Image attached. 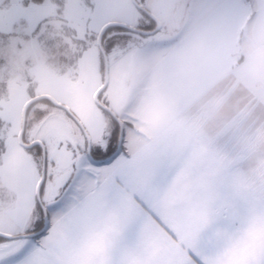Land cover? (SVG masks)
Instances as JSON below:
<instances>
[{
  "label": "crops",
  "instance_id": "crops-1",
  "mask_svg": "<svg viewBox=\"0 0 264 264\" xmlns=\"http://www.w3.org/2000/svg\"><path fill=\"white\" fill-rule=\"evenodd\" d=\"M178 25L172 42L121 56L134 64L127 96L109 79L102 103L125 123L116 159L93 164L59 126L36 139L65 167L42 189L46 246L3 238L0 264H264V0H186ZM84 125L95 157L111 150L116 124ZM36 188L24 224L0 232L44 224Z\"/></svg>",
  "mask_w": 264,
  "mask_h": 264
},
{
  "label": "rangeland",
  "instance_id": "rangeland-1",
  "mask_svg": "<svg viewBox=\"0 0 264 264\" xmlns=\"http://www.w3.org/2000/svg\"><path fill=\"white\" fill-rule=\"evenodd\" d=\"M97 2L98 0H0V228L2 229H15L20 224H24L27 203L32 199L33 189L37 187L41 178V159L37 153L39 149L37 146L26 149L18 141L23 108L32 95H52L60 103L70 107L84 124H115L94 100V94L103 80L101 55L97 45L98 34L102 26L108 22L117 21L136 26L144 22V18L131 0H125L129 8L127 18L119 20L110 18L101 24L94 18ZM138 2L158 17L163 28L148 36L126 29H115L110 33V42H107L108 47L111 48L108 55L110 83L113 85L116 77L121 78V91L126 96L132 87L134 64L130 55L125 62L120 60L121 56L136 43H146L151 39L164 42L175 40L179 33L178 19L184 0H138ZM189 3L191 10L193 1ZM54 38L57 41L52 43V47L50 46L51 51L54 52L53 48L57 52L63 50V56L60 52L57 57L58 60L62 59V63L57 62L63 71L61 74L49 66L53 59L54 62L57 60L44 47H48V43L51 44ZM124 48L128 49L124 50ZM81 51V66L77 65V69L68 66L69 61L73 57L76 58V53ZM118 59L121 73L116 71ZM109 89L108 87L107 91ZM101 101H105V98L103 97ZM114 111L121 113L118 108H114ZM51 125L59 126L60 130L56 136L62 143L73 145L76 141H81L78 144L86 147L85 138L78 124L65 110L45 100L37 101L32 105L27 120L25 142L30 143L38 137H46L45 130L50 129ZM115 130L112 133L111 150L117 140L118 129ZM68 133L70 135H67ZM48 150L43 192L50 184L61 180L60 176H53L55 172L65 171L64 165L57 168L51 165V155ZM22 235L26 234L14 237L20 238ZM3 240L0 238V241ZM20 240L14 239L8 242ZM5 256V254L0 256V261L5 259Z\"/></svg>",
  "mask_w": 264,
  "mask_h": 264
},
{
  "label": "water",
  "instance_id": "water-1",
  "mask_svg": "<svg viewBox=\"0 0 264 264\" xmlns=\"http://www.w3.org/2000/svg\"><path fill=\"white\" fill-rule=\"evenodd\" d=\"M132 3L134 4L135 7H137V9H139L140 11L144 12L145 14H147L152 20L155 21L156 26L154 29L152 30H144V29H139L135 26H131L128 25L126 23L123 22H117V21H112V22H108L106 24H104L98 34V38H97V45L99 47V50L104 58V64H105V70H104V80L103 83L101 84V86L96 90L95 94H94V100L96 102V104L103 109L104 111L108 112L113 118L114 120L118 123L119 125V138H118V143H117V148L116 150L109 155L106 158L103 159H97L94 156L93 153V146H92V138L87 130V128L85 127L84 123L82 122V120H80V118L70 109V107H68L67 105H64L62 103H60L55 97H53L52 95H39V96H35L30 98L24 105L23 108V112H22V124H21V129L19 131L18 134V141L20 143L21 146H23L26 149H32L36 146H39L42 149V170H41V178L37 184V188H36V196H37V200L38 203L43 211V217L45 219V216H47V221H48V225H49V214H48V210L47 207L45 206L43 199H42V187L44 184V181L46 179V168H47V148L46 145L44 144V142H42L41 140H34L30 143H26L25 139H24V134H25V130H26V121H27V114L29 111V108L36 103L37 101H41V100H48L50 102H52L55 106L65 110L69 116H71V118L78 124V126L80 127V129L82 130L86 141H87V147H86V151H87V156L89 158V160L96 165H105L108 164L110 162H112L114 159H116L122 152V145H123V141H124V127H125V123L123 122V120L117 115V113L110 108L109 106L103 104L100 100V96L101 94L106 90L108 84H109V79H110V61H109V56L107 54L106 49L104 48L103 45V40H104V36L106 34V32L112 28L110 27V25H116V24H120L123 25L120 28L132 31L134 33H139L141 35L144 36H148V35H153L157 32H159L160 30H162L163 24L162 22L158 19V17L153 14L152 12H150L146 7H144L143 5H141L138 0H131ZM184 10H185V5L182 8V15L184 14ZM182 20V18H180ZM105 29H107L105 31ZM44 225V224H43ZM43 229V227L38 230L37 232L31 233V234H26V235H22L20 238H32L35 237L36 233L41 232ZM0 238H4V239H14L15 237L13 235L4 233V232H0Z\"/></svg>",
  "mask_w": 264,
  "mask_h": 264
},
{
  "label": "trees",
  "instance_id": "trees-1",
  "mask_svg": "<svg viewBox=\"0 0 264 264\" xmlns=\"http://www.w3.org/2000/svg\"><path fill=\"white\" fill-rule=\"evenodd\" d=\"M37 1H39V0H37ZM140 11V10H139ZM141 12V14H142V16H143V18H144V22H141V23H139L138 25H136L135 27H137V28H139V29H144V30H152V29H154L155 28V26H156V23H155V21L154 20H152L147 14H145L144 12H142V11H140ZM115 29H118V30H125V29H123V28H120V27H112V28H110L107 32H106V34H105V36H104V40H103V45H104V48L106 49V51H107V54L109 55L110 54V47H108V45H107V42L110 40L109 39V35H110V33H112ZM68 31V30H67ZM66 31V32H67ZM59 32V31H58ZM56 38H58V36L56 37ZM56 38H54L53 40H52V42H51V44L50 43H48V44H45V45H48V47L47 46H44L45 47V49H46V51L47 52H49V53H51V55L52 56H55V59L57 60L56 62H54V59H53V61H51L50 62V64L51 65H49V66H51L52 68H54V69H56V70H58L59 71V74H61V73H63V71L61 70V66H60V64L59 63H62V59L60 60H58V55H59V53L60 52H62V56H63V50L61 49L59 52H57L56 50H55V48H53L54 49V52H52L51 51V48H50V46L52 47V43L54 42V41H57L56 40ZM110 42V41H109ZM109 44V43H108ZM77 45H78V43H77ZM128 49V48H127ZM126 48H124V50H127ZM74 55H75V53H74ZM76 58L75 57H73L69 62H70V64L68 65V66H73V68H76L77 69V65H78V67H79V64H80V66H81V59H82V51H81V53L80 52H78V53H76ZM100 55H101V72H102V75H103V80H104V70H105V64H104V58H103V56H102V54H101V52H100ZM59 61V63H57ZM66 62H68V61H66ZM103 80H102V83H103ZM105 92V91H104ZM103 92V93H104ZM103 93L101 94V96H100V100L102 99V96H103ZM32 97H34V95H32ZM31 97V98H32ZM46 102H48V103H50V104H52V105H54L52 102H50V101H48V100H45ZM102 102V101H101ZM31 109H32V106L29 108V111H28V114H27V120H28V117H29V115H30V113H31ZM102 111H103V113L105 114V115H107L108 117H110L111 118V120L117 125V127H118V134H117V140H116V144H115V146L113 147V149L112 150H109L107 153H105V154H103V155H97L96 157L98 158V159H103V158H106V157H108L109 155H111L115 150H116V148H117V143H118V138H119V125H118V123L114 120V118L108 113V112H106V111H104L103 109H102ZM69 115V114H68ZM71 117V116H70ZM72 119V118H71ZM73 120V119H72ZM74 121V120H73ZM75 122V121H74ZM76 123V122H75ZM77 124V123H76ZM26 129H27V121H26ZM25 135H26V130H25V134H24V138H25ZM86 146H87V141H86ZM37 148L39 149V151L37 152L38 153V155L40 156V159H41V164H40V172H41V170H42V149L39 147V146H37ZM48 157V156H47ZM95 157V158H96ZM47 162H48V158H47ZM42 226H43V223H42ZM42 226L38 229V230H40L41 228H42ZM37 230V231H38ZM3 239V238H2Z\"/></svg>",
  "mask_w": 264,
  "mask_h": 264
},
{
  "label": "snow or ice",
  "instance_id": "snow-or-ice-1",
  "mask_svg": "<svg viewBox=\"0 0 264 264\" xmlns=\"http://www.w3.org/2000/svg\"><path fill=\"white\" fill-rule=\"evenodd\" d=\"M129 12L128 6L125 4V0H98L95 6L94 18L97 22L103 23L106 19H125ZM123 25L116 24L110 25V27H122ZM107 29H105L106 31ZM39 223V220L37 221ZM49 225L47 216L44 219V225L41 232L36 233L35 237L30 243L38 244L39 247L35 250L37 253L42 254L44 252L45 243L48 239ZM21 264H45L42 260L36 261H22Z\"/></svg>",
  "mask_w": 264,
  "mask_h": 264
},
{
  "label": "flooded vegetation",
  "instance_id": "flooded-vegetation-1",
  "mask_svg": "<svg viewBox=\"0 0 264 264\" xmlns=\"http://www.w3.org/2000/svg\"><path fill=\"white\" fill-rule=\"evenodd\" d=\"M185 1H186V0H184L183 6L186 5V2H185ZM182 8H183V7H182ZM181 12H182V9H181Z\"/></svg>",
  "mask_w": 264,
  "mask_h": 264
}]
</instances>
